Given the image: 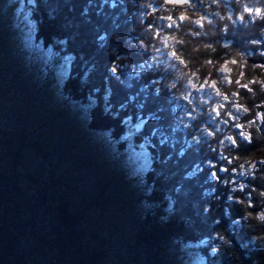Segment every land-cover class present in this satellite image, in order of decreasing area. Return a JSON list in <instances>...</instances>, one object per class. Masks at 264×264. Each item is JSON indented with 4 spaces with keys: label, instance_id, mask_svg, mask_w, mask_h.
I'll return each mask as SVG.
<instances>
[{
    "label": "trees",
    "instance_id": "obj_1",
    "mask_svg": "<svg viewBox=\"0 0 264 264\" xmlns=\"http://www.w3.org/2000/svg\"><path fill=\"white\" fill-rule=\"evenodd\" d=\"M24 3L34 25L31 45L18 29L6 27L8 14L0 2V120L8 125H0V264H192L195 253L200 264H264V248L252 246L249 233L235 225L242 206L228 201L231 188L242 183L245 190L232 195L248 198L253 186L264 187V158L255 159V167L244 163L241 168L246 157L260 155L264 140L254 130L251 142L243 140L242 125L236 123L247 122L241 100L251 106L248 97L259 87L255 78L244 82L247 65L238 75L234 66L225 78L216 73L213 82L229 102L214 119L202 102L187 112L180 95L183 82L172 65L153 62L163 35L191 60L208 55L194 52L202 44L234 42L249 63L264 66L259 57L264 22L252 15L244 22L238 17L224 21L216 14L242 12L238 0L168 4L163 13L158 10L164 0ZM202 10L217 18L208 23ZM196 13L206 21L196 23ZM171 15L184 17L177 31L165 30L163 20ZM23 97L34 105L25 114L15 101ZM256 107L264 110L259 103ZM207 129L219 131L213 138ZM230 130L239 147L221 143ZM127 131L132 138L123 140ZM141 144L151 165L129 179L119 160ZM91 173L94 203L105 216L101 227L86 212L92 203L80 187L81 176ZM227 226L237 229L236 251L212 252L219 243L213 234Z\"/></svg>",
    "mask_w": 264,
    "mask_h": 264
},
{
    "label": "clouds",
    "instance_id": "obj_2",
    "mask_svg": "<svg viewBox=\"0 0 264 264\" xmlns=\"http://www.w3.org/2000/svg\"><path fill=\"white\" fill-rule=\"evenodd\" d=\"M238 3L242 6V12L239 8L231 14L226 13L223 16H221L219 12L216 14L224 21H234L238 17L242 22H244L246 20V16L249 15V12L245 11V8L264 10V0H247V2L246 0H238ZM167 6V0H164V4L158 11L163 13V9ZM148 7L151 8L152 5L149 4ZM195 15L197 17L196 23L199 24L201 20L206 21V18L201 17L199 13H196ZM252 16L259 21L264 22V12H261L260 14L255 13L252 14ZM208 23H211V21H208ZM259 31L264 33V23L261 24ZM161 42L167 44L169 42V37L162 35ZM218 50L226 52V55L218 54ZM168 52L169 59L176 61L180 65L179 67L173 65V67H175V76L177 80L183 82V86L186 91L181 92L180 95L182 98L186 99L189 104L193 103V99H189V97H192L193 92L202 93L205 90V84L210 85L209 89L220 95L217 83H215V87L211 86L212 82L217 80L216 73H227L234 66L235 72L238 75L244 71L245 65H247V73L244 76V82L251 83L252 79L255 78L256 85L259 87L255 89L254 93H251L252 95L250 97H248L251 101V106H246L243 99L241 100V103L244 105L242 111L244 114L248 115L247 122H241V119H237L236 123L237 125H242L240 138L243 140L248 142L252 141L253 132L250 130H254V134L257 138L264 140V136L261 135V126H264V119H261V113L264 112V110L258 111V108L256 107L259 103L261 105L260 109H264V66H261L259 62L249 63L248 59L245 58L243 50L237 47L234 42L224 43L215 47L212 45H200L199 48L194 49V52H207L208 55L203 60H191L186 58L184 53L179 51L173 54L171 49H169ZM259 57L264 58V53H261ZM181 61L183 62L181 63ZM232 61H238L239 63L234 64ZM218 82L220 83L225 81L219 80ZM173 87H176V84H173ZM200 99L205 104L211 103L209 99H206L203 96H201ZM221 109H223V104L215 103L211 104L209 112L214 113V119H218L221 117ZM227 115L231 116V113H227ZM224 123L227 124L228 120L225 119ZM216 131H219V129ZM216 131L207 129L208 135L213 138L216 137ZM224 141H230L234 147H239V140L231 130L223 137L221 143L223 144ZM262 158H264V148L260 150L259 156H253L251 158L246 157L241 163V168H243L244 163H252L253 167H255V159ZM237 159H239V157H237ZM260 179L261 184L264 185V173L261 174ZM246 187L247 185L242 183L239 188H231L228 195V201H231L232 204H239L242 206V215L237 217L235 225L240 226V231H246L249 233V240L252 246L264 248V187L257 189L253 186L252 192L248 193V198L234 196L231 194L236 191L243 192ZM253 196L257 198L255 202L252 199ZM232 204L225 207L226 216H230ZM252 208H257V210L250 211L249 209ZM215 223L221 224L222 221L217 218ZM236 231L237 229L228 226L220 228L216 231L213 234V238L217 239L219 243L213 247L211 251L216 253L228 251L232 255L233 250L236 251V245L232 239V237L235 236ZM249 246V242L246 241L244 243V247L247 248Z\"/></svg>",
    "mask_w": 264,
    "mask_h": 264
},
{
    "label": "rangeland",
    "instance_id": "obj_3",
    "mask_svg": "<svg viewBox=\"0 0 264 264\" xmlns=\"http://www.w3.org/2000/svg\"><path fill=\"white\" fill-rule=\"evenodd\" d=\"M2 1H3V5H4V13L6 15L8 14V16H7L8 21H7V23H5L6 27L12 29L14 32H15V29H18V31H20L25 36L26 44L31 45V43H32L31 39H32L33 33H34V25L29 19L30 18L29 17L30 16V10L28 8H26L24 0H2ZM153 1L155 2L156 0H152V2ZM188 1H189V5H190L192 3V0H188ZM227 1L229 3V2H233L234 0H227ZM0 2H1V0H0ZM169 5H171V4H169ZM176 6H179V5H176ZM200 13H203V15L208 16L209 21H212L213 18H217V15H215L214 13H210L209 11H203L202 10ZM253 14H255V13L253 12ZM182 17H180L179 19H173L172 15H171L168 19L163 20L164 25L166 27V28L164 27L165 30H169V31H175L176 30L177 31L178 26L181 23H183L184 17H183V19H182ZM167 37H169V36H167ZM14 38L15 37L13 36V39ZM171 40H173V39L169 38V42L167 44L163 43L164 45H161L159 47L160 49H158V51L155 53L157 55L153 59V62L158 64L159 60H165L167 64L172 65V68L175 71V67H173V65H175L176 67H179L180 65L176 61L169 59V52H168L169 49L172 50L173 54H175L177 52L176 43L172 42ZM182 62L183 61H181V63ZM160 63H161V61H160ZM57 75L59 76V73ZM64 76H65V73H62V76H59V77H64ZM222 77L225 78V75H223V73H222ZM209 88H210V85L205 84V90L202 93L193 92L192 97H189V99H193L192 104H189L187 102V100L183 98V100L185 101V104L187 106L188 105L190 106V105H195L198 102H202L200 99L201 96H203L204 98L209 99L211 101L210 104L204 103V105L206 107H208V109H210L211 104L221 103V104H223V107H224V105L228 104L229 101L227 100V98L225 96H222L223 92L221 91L219 86H217V88L219 89L220 95H218L214 91H211ZM181 90H183L182 92L186 91L184 89V87L181 88ZM56 91H57L56 96L60 97L58 89H56ZM17 100H20L19 108L21 109L20 110L21 114L22 113L25 114L24 110H26L27 107H28L27 111H32V108L34 107V105H29L28 97H23L20 99L18 98L15 101L17 102ZM6 104L10 105V102L8 101V102H6ZM7 108H10V106H8ZM188 108H190V107H188ZM188 108H187V112H188ZM15 111H18L17 105L15 108ZM237 114H238V112H237ZM43 116L45 117V115H43ZM188 116L191 117V116H193V114L191 112H189ZM1 120H0V125L7 128L8 125H6V123H2L3 121L1 122ZM130 138H132V133L127 131L123 135V140H129ZM99 150H102V149L99 148ZM52 163H53V165L54 164L57 165V161H54ZM29 164H31V161ZM64 164H65V166H67L66 165L67 163H64ZM150 165H151V160L149 157V151L145 148L144 144L139 145L137 147V150H132L131 148H128L124 152V154L122 155L121 159L119 160V164H118V166H120L121 171L122 170L126 171L125 173H123V175H126L127 178H129V179L146 172L147 169L150 167ZM45 166L47 167V170L51 169L48 166V164H46ZM242 171H244V170L242 169ZM93 177L94 176L92 173L90 175H85L83 177L81 176L82 180L80 182V185H81L80 187H81V192H84V194H89V201L92 203L91 211L86 210V212L87 213L89 212V214L93 217L92 220H93V222L96 223L95 225L101 227V225L104 224L105 216L102 212V209L97 208V206L94 203V197H96L97 194L95 193V190L93 189V186L95 185V181H96V179ZM241 178H242V175L238 177V179H241ZM111 204H110V206L113 209H114V207L117 206L114 204V202H112ZM113 209H112V211H113ZM113 216H114V213H113ZM98 217L100 219L96 220V219H98ZM132 219H133V217L131 218L129 216L127 223L130 224ZM87 225H88V223H85V226H87ZM130 229H131L130 227H127L126 232L130 233L129 232ZM89 230H90V227H88V226H87V229L85 228V230H84L85 235H86L85 236L86 240H88L90 235H91V233H89L90 232ZM118 250H120V249L119 248L117 249V252L120 254V251H118ZM123 254H124L125 259L129 258L127 256V254L125 255V252H123ZM192 258H193L192 264H200V258L196 253L193 254Z\"/></svg>",
    "mask_w": 264,
    "mask_h": 264
},
{
    "label": "snow or ice",
    "instance_id": "obj_4",
    "mask_svg": "<svg viewBox=\"0 0 264 264\" xmlns=\"http://www.w3.org/2000/svg\"><path fill=\"white\" fill-rule=\"evenodd\" d=\"M184 2H186V0H167V3H170V4L184 3ZM245 11L249 12V15L250 16L253 14V10L252 9L245 8ZM261 12H264V10H262V9H255V13L256 14H260ZM182 19H183V17H182ZM232 63H236V61H232ZM211 86L212 87H215V82H212V85ZM245 87H247V86H245ZM261 119H264V112L261 113Z\"/></svg>",
    "mask_w": 264,
    "mask_h": 264
},
{
    "label": "water",
    "instance_id": "obj_5",
    "mask_svg": "<svg viewBox=\"0 0 264 264\" xmlns=\"http://www.w3.org/2000/svg\"><path fill=\"white\" fill-rule=\"evenodd\" d=\"M187 3H189L188 0H186V2H184V3H176V4H171V5H179V6H182V5L187 4ZM168 4H170V3H168ZM228 43H231V42H228Z\"/></svg>",
    "mask_w": 264,
    "mask_h": 264
}]
</instances>
